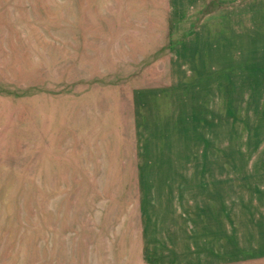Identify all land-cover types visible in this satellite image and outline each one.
I'll return each instance as SVG.
<instances>
[{"label":"rangeland","instance_id":"374dc122","mask_svg":"<svg viewBox=\"0 0 264 264\" xmlns=\"http://www.w3.org/2000/svg\"><path fill=\"white\" fill-rule=\"evenodd\" d=\"M0 264H264V0H0Z\"/></svg>","mask_w":264,"mask_h":264}]
</instances>
